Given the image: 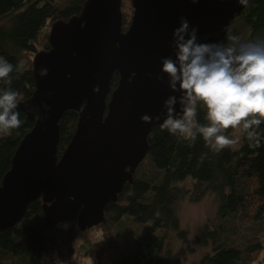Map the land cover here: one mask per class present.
Here are the masks:
<instances>
[{
  "label": "water",
  "instance_id": "95a60500",
  "mask_svg": "<svg viewBox=\"0 0 264 264\" xmlns=\"http://www.w3.org/2000/svg\"><path fill=\"white\" fill-rule=\"evenodd\" d=\"M121 3L85 0L78 15L51 24L48 49L33 56L34 91L17 108L33 127L0 183V233L39 199L48 228L65 221H75L81 232L101 225L106 206L133 183L152 129L163 122L146 124L141 117L159 115L164 101L179 95L166 77L161 82L156 76L161 59L173 56L169 45L180 18L198 29L199 42L227 43L224 28L231 29L245 9L238 0H130L131 20L123 32ZM115 73L119 79L111 91ZM68 111L78 121L58 158L59 121Z\"/></svg>",
  "mask_w": 264,
  "mask_h": 264
},
{
  "label": "trees",
  "instance_id": "16d2710c",
  "mask_svg": "<svg viewBox=\"0 0 264 264\" xmlns=\"http://www.w3.org/2000/svg\"><path fill=\"white\" fill-rule=\"evenodd\" d=\"M122 31L129 27L130 0H121ZM85 0H0V57L14 66L11 85L0 81V90L18 91L20 101L34 91L32 58L48 49V32L56 20L78 15ZM231 34L242 41L264 38V0H248L245 10L231 24ZM23 62L17 72L16 66ZM110 81L113 91L118 83ZM198 109L197 121L206 123ZM21 126L0 135V183L20 141L33 127L20 112ZM78 115L65 112L59 121L57 156L66 149ZM260 146L251 147L241 136L238 145L219 153L211 151L201 137L194 144L154 127L148 136V152L126 184L116 203L105 208L103 249L93 252L99 264L109 253L108 264H183L178 253L166 247L168 234L183 236L178 209L188 197L199 202L214 196L216 220L200 225L194 235L198 247L208 252L193 264H264V124ZM234 131L226 135L235 138ZM239 135V133L237 134ZM190 181L191 190L184 185ZM81 231L75 221L48 228L43 224L41 200L29 205L23 219L0 233V264H81L75 261L74 242ZM86 264V263H84Z\"/></svg>",
  "mask_w": 264,
  "mask_h": 264
},
{
  "label": "clouds",
  "instance_id": "9594fccd",
  "mask_svg": "<svg viewBox=\"0 0 264 264\" xmlns=\"http://www.w3.org/2000/svg\"><path fill=\"white\" fill-rule=\"evenodd\" d=\"M238 3L247 6L248 0ZM224 31L227 43H202L198 29L191 27L186 18H180L169 45L174 58H162L160 74L156 76L161 82L166 77L170 91L179 95H170L159 115H143V123L163 118L162 130L190 144L199 136L215 153L238 145L241 136L247 138L251 147L260 146L258 129L264 124V38L242 41L231 34L230 27L226 26ZM22 68L20 62L15 70ZM13 71L14 66L0 57V81L10 86ZM47 74V69L39 72L41 77ZM134 77L135 73L129 77V83ZM93 91L99 92V86ZM19 103L18 91L10 87L0 90V135H8L21 126ZM86 103L81 105V112ZM200 108L206 112L204 124L197 121ZM229 130L239 135L230 138L226 135Z\"/></svg>",
  "mask_w": 264,
  "mask_h": 264
},
{
  "label": "rangeland",
  "instance_id": "374dc122",
  "mask_svg": "<svg viewBox=\"0 0 264 264\" xmlns=\"http://www.w3.org/2000/svg\"><path fill=\"white\" fill-rule=\"evenodd\" d=\"M6 25V19L0 20V26ZM237 136V132H233ZM190 181H186L184 186L186 189L191 188ZM217 203L211 194H206L199 202L193 203L188 197L181 200L178 209L180 219V227L184 233L183 236L168 234L165 240L166 247L172 248L179 254L183 264H193L198 262L204 254L208 252V248H200L197 246L194 235L198 227L206 221L216 220ZM102 228L94 227L90 230L80 232L77 236L74 246L75 261L81 264H97L93 252L103 249ZM109 253H104L99 264H108Z\"/></svg>",
  "mask_w": 264,
  "mask_h": 264
},
{
  "label": "flooded vegetation",
  "instance_id": "af4514ba",
  "mask_svg": "<svg viewBox=\"0 0 264 264\" xmlns=\"http://www.w3.org/2000/svg\"><path fill=\"white\" fill-rule=\"evenodd\" d=\"M245 8H246V6H245ZM245 10V9H244Z\"/></svg>",
  "mask_w": 264,
  "mask_h": 264
}]
</instances>
